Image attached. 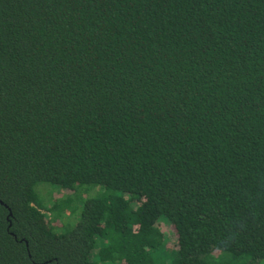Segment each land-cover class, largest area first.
Instances as JSON below:
<instances>
[{
    "label": "trees",
    "instance_id": "obj_1",
    "mask_svg": "<svg viewBox=\"0 0 264 264\" xmlns=\"http://www.w3.org/2000/svg\"><path fill=\"white\" fill-rule=\"evenodd\" d=\"M0 264H264V0H0Z\"/></svg>",
    "mask_w": 264,
    "mask_h": 264
},
{
    "label": "rangeland",
    "instance_id": "obj_2",
    "mask_svg": "<svg viewBox=\"0 0 264 264\" xmlns=\"http://www.w3.org/2000/svg\"><path fill=\"white\" fill-rule=\"evenodd\" d=\"M47 187L49 188V190H50V188L52 187L53 189L51 188V193H52V192H53L54 194L57 193L56 196H57V195H60V194H64V191H61V189H55V190H54V188H59V187H56V186H51V187H50V185L48 186V185H42V184L40 185V184H39V186L36 187V188H37V191H38V192H39V191L41 192V190L44 189L45 192L48 193V191H47V190H48ZM100 191H101L100 189H94V190L91 192L90 195H93V196H94V195L98 194ZM40 192H39V193H40ZM58 192H59V193H58ZM41 193H42V192H41ZM90 195H89V196H90ZM42 196H43V198H45V196H44L43 194H42ZM86 196H87V195H85V194H82V195L79 196V198H78L79 206H80V207H79V210H78L79 216H78V218H77L76 221H75L74 219L72 220L73 222L71 223V226H70V227L74 226V225L76 224V222L78 221V219H79V217H80V215H81V208H82V204H81V201H82V200H81V199H83V198L86 199ZM76 202H77V201H76V198L73 196V205H74L75 208H78L77 205H76ZM46 219L51 220L52 223H54V222L57 220V217H56V215H55L54 213H48ZM74 221H75V222H74ZM164 226H165V225H164ZM164 228H165V227H164ZM165 229H166L167 234H168L169 231H170V227H166ZM165 229H163V231H164ZM171 232H172V231H171ZM167 237H171V235H168ZM168 246H169V247H173V246H174V243L172 244V241L170 240V243H168Z\"/></svg>",
    "mask_w": 264,
    "mask_h": 264
}]
</instances>
